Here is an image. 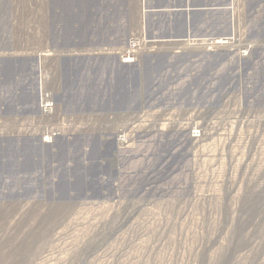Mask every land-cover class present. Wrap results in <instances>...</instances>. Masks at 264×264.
<instances>
[{"label":"rangeland","instance_id":"1","mask_svg":"<svg viewBox=\"0 0 264 264\" xmlns=\"http://www.w3.org/2000/svg\"><path fill=\"white\" fill-rule=\"evenodd\" d=\"M8 57L0 264H264V0H0Z\"/></svg>","mask_w":264,"mask_h":264},{"label":"bare ground","instance_id":"2","mask_svg":"<svg viewBox=\"0 0 264 264\" xmlns=\"http://www.w3.org/2000/svg\"><path fill=\"white\" fill-rule=\"evenodd\" d=\"M190 5V4H189ZM188 5V6H189ZM232 35V34H231ZM231 37H222V38H217L213 43L216 45V47L217 46H227V45H230V43H231ZM182 41V40H181ZM234 43V42H233ZM234 46V45H233ZM244 49H249V47L248 46H244L243 47ZM243 51H246V50H243ZM243 51H241V52H243ZM244 53V52H243ZM242 53V54H243ZM132 55L133 54H131V53H129V54H124V55H122L121 56V61H122V63L123 62H130L131 60H132ZM40 107H41V110L43 111V112H46V113H48V112H50V110L52 109V105H51V103L49 102V100L48 99H42L41 100V103H40ZM192 134H194L195 132H191ZM45 136V135H44ZM193 136H195V135H193ZM49 138H51V136H45L43 139V141H48V139ZM122 136H118V141L119 142H121L122 141ZM42 145H44L43 143H42Z\"/></svg>","mask_w":264,"mask_h":264},{"label":"water","instance_id":"3","mask_svg":"<svg viewBox=\"0 0 264 264\" xmlns=\"http://www.w3.org/2000/svg\"><path fill=\"white\" fill-rule=\"evenodd\" d=\"M185 4V3H184ZM18 58L17 57H8V58H4V59H0V62H3V61H7V62H12L13 60H17ZM29 59V58H28ZM37 59V58H36ZM36 61V60H35ZM118 64L121 65L122 63L120 61H118ZM124 65V64H123Z\"/></svg>","mask_w":264,"mask_h":264}]
</instances>
